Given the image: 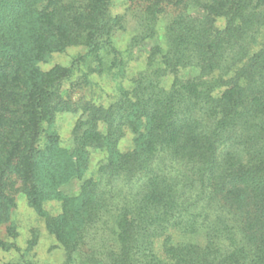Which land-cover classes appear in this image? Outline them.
I'll return each instance as SVG.
<instances>
[{
	"label": "trees",
	"instance_id": "trees-1",
	"mask_svg": "<svg viewBox=\"0 0 264 264\" xmlns=\"http://www.w3.org/2000/svg\"><path fill=\"white\" fill-rule=\"evenodd\" d=\"M115 2L0 0V223L17 177L61 264H264V0Z\"/></svg>",
	"mask_w": 264,
	"mask_h": 264
},
{
	"label": "rangeland",
	"instance_id": "rangeland-1",
	"mask_svg": "<svg viewBox=\"0 0 264 264\" xmlns=\"http://www.w3.org/2000/svg\"><path fill=\"white\" fill-rule=\"evenodd\" d=\"M125 2L126 0H116L114 9L115 13H122L124 11L126 6ZM129 38V31H117L116 33V41L122 48H125ZM79 52H82L81 47H70L65 52L54 53L49 61L41 63V65L44 69H49L57 63L68 65L72 59L79 54ZM139 61H141V58L138 62ZM137 64L138 63L136 62L132 63L134 70H136ZM133 69L130 71H133ZM96 80L100 82V87L102 89L105 88L104 79L97 78ZM66 86L68 87L69 83L66 84ZM97 89L101 90L99 86ZM84 90V88H77L74 91V97H81L85 93ZM94 94V96H97L96 93ZM74 119L75 117L72 114L65 113L62 114L60 119L56 122V128L60 132L62 144L67 147H70L71 145L70 134L72 124L75 121ZM132 141L133 134L128 132L126 137L122 140L121 146L127 148L132 144ZM92 157L95 163L103 157V154L94 151ZM12 182L13 185L11 186L9 193L16 198V205L11 211L9 220L0 223V236L5 240L14 242L16 248L9 251L0 249V263L18 259L22 254H25L32 256V258L40 264H61L64 261L63 250L57 246L55 237L48 231L44 220L39 217L36 211L29 205L21 190V180L17 177H13ZM80 183V180L71 181L63 186V190L67 194H76L80 190ZM47 208L50 212L57 214L61 211V203L58 201H52L47 204ZM33 241H35L34 245L32 243Z\"/></svg>",
	"mask_w": 264,
	"mask_h": 264
}]
</instances>
